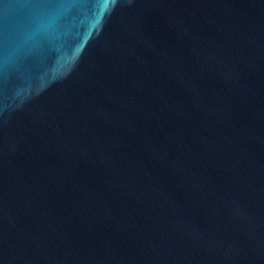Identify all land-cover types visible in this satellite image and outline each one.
Instances as JSON below:
<instances>
[{"label": "water", "instance_id": "95a60500", "mask_svg": "<svg viewBox=\"0 0 264 264\" xmlns=\"http://www.w3.org/2000/svg\"><path fill=\"white\" fill-rule=\"evenodd\" d=\"M0 264H264V0H0Z\"/></svg>", "mask_w": 264, "mask_h": 264}]
</instances>
